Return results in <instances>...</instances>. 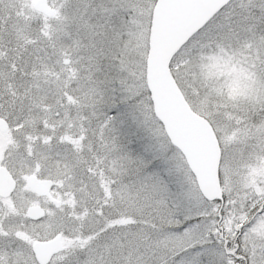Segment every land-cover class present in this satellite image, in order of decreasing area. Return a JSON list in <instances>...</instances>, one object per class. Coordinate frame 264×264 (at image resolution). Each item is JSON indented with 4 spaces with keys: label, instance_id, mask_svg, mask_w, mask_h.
<instances>
[{
    "label": "snow or ice",
    "instance_id": "1",
    "mask_svg": "<svg viewBox=\"0 0 264 264\" xmlns=\"http://www.w3.org/2000/svg\"><path fill=\"white\" fill-rule=\"evenodd\" d=\"M0 264H264V0H0Z\"/></svg>",
    "mask_w": 264,
    "mask_h": 264
}]
</instances>
